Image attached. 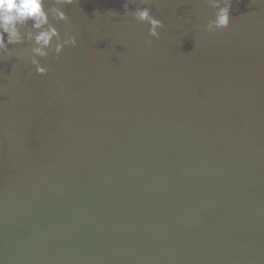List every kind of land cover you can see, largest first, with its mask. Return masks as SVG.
Wrapping results in <instances>:
<instances>
[{
    "label": "water",
    "instance_id": "obj_1",
    "mask_svg": "<svg viewBox=\"0 0 264 264\" xmlns=\"http://www.w3.org/2000/svg\"><path fill=\"white\" fill-rule=\"evenodd\" d=\"M126 3L50 15L77 45L41 59L45 76L27 41L0 60V256L264 264V4L232 0L209 33L206 0Z\"/></svg>",
    "mask_w": 264,
    "mask_h": 264
},
{
    "label": "clouds",
    "instance_id": "obj_2",
    "mask_svg": "<svg viewBox=\"0 0 264 264\" xmlns=\"http://www.w3.org/2000/svg\"><path fill=\"white\" fill-rule=\"evenodd\" d=\"M47 2L49 0H0V60L11 57L9 45H23L27 41L34 45L30 49V63L35 67L37 75L45 76L48 69L41 65V59L47 58L52 52L59 57L66 47L77 45L75 36L62 40L59 31L49 23L50 15L58 21H67L68 17L62 9L77 3V0H50L51 7L46 8ZM132 2L128 0V3ZM206 2L217 11L215 18L207 23L205 31L211 33L227 29L230 26L232 0ZM258 2L264 4V0ZM128 3L125 4L126 12ZM133 17L137 22L149 25V36L159 38L158 30L163 29L164 24L153 17L149 8L137 9ZM29 24L31 30L22 32ZM0 264H5L2 256Z\"/></svg>",
    "mask_w": 264,
    "mask_h": 264
}]
</instances>
